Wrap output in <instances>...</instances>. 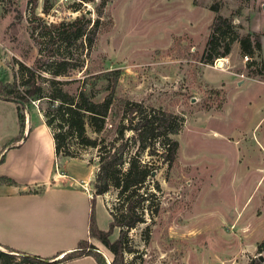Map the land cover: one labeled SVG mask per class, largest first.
I'll use <instances>...</instances> for the list:
<instances>
[{
    "label": "rangeland",
    "instance_id": "1",
    "mask_svg": "<svg viewBox=\"0 0 264 264\" xmlns=\"http://www.w3.org/2000/svg\"><path fill=\"white\" fill-rule=\"evenodd\" d=\"M70 1L57 0L43 13L42 0H0V82L12 80L17 61L34 62L39 46L32 25L96 17L98 0L77 11L69 9ZM213 3L238 38L258 35L259 49L247 59L233 41L226 56L202 62ZM101 15L105 25L91 45L74 46L82 65L68 72L79 79L69 90L88 76L85 91L99 101L117 71L106 120L110 130L101 134L111 135L124 100L182 117L172 135L178 143L175 159L155 173V211L128 230L124 264H247L262 255L256 244L264 236V0H106ZM37 105L20 110L19 128L13 103L0 100V147L15 146L0 172L39 188L68 186L87 197L94 225L105 230V208L114 192L93 194L94 151L55 157ZM59 205L67 207L63 200ZM117 235L113 228L109 239ZM84 240L94 248L82 252L98 250L111 260L96 239Z\"/></svg>",
    "mask_w": 264,
    "mask_h": 264
},
{
    "label": "trees",
    "instance_id": "2",
    "mask_svg": "<svg viewBox=\"0 0 264 264\" xmlns=\"http://www.w3.org/2000/svg\"><path fill=\"white\" fill-rule=\"evenodd\" d=\"M55 1L42 0V12L47 13ZM91 1L94 0H72L69 9L77 11L83 3ZM98 1L96 17L92 20L81 14L70 20L44 22L36 27L32 25L31 33L39 46L37 56L31 65L16 62L12 80L0 82V99L14 103L19 128L23 120L20 110L30 103L39 104L37 108L51 136L55 157L76 158L81 156L82 151H94L96 170L91 183L93 194L102 195L113 191L114 198L105 208L109 217L105 230L94 225L92 213H89L88 236L96 239L112 254L109 264H124L123 252L129 250L128 230L144 222L145 214L155 211V193L159 190L155 173L160 165L169 167L175 159L178 143L172 135L179 129L182 117L148 107L141 101L124 100L120 104L117 120L110 124L112 133L106 137L101 133L110 130L106 127V120L112 104L117 71L111 72V83L104 87L107 93L99 101H94L85 91L88 76H84L78 85L69 90V86L79 79L71 78L68 72L83 63L81 53L74 46L81 47L85 41L90 46L97 30L105 25L101 8L106 0ZM209 9L214 16L208 25L209 35L202 62L208 63L216 57L226 56L233 41H237L242 55L246 57L259 49L258 35L238 38L231 20L217 13L218 4L213 3ZM32 18L38 23L43 22L36 15L32 14ZM113 228L118 229V235L110 240ZM77 245V250L50 264L81 255L83 247L94 248L90 244L86 245L85 240L79 241ZM256 249L257 252L264 251V236L256 244ZM87 254L96 262L106 264L97 252L88 249ZM263 254L262 260L256 255L249 258L247 264H264ZM0 264L48 263L38 255L0 244Z\"/></svg>",
    "mask_w": 264,
    "mask_h": 264
},
{
    "label": "crops",
    "instance_id": "3",
    "mask_svg": "<svg viewBox=\"0 0 264 264\" xmlns=\"http://www.w3.org/2000/svg\"><path fill=\"white\" fill-rule=\"evenodd\" d=\"M9 139L11 141L13 138ZM21 141L20 138L18 142ZM13 145L9 144L5 148L3 144L0 147V153L6 149L2 154L0 167L14 151ZM49 145L51 148L50 139ZM16 178L12 173L0 172V244L38 255L50 264L77 250V243L89 238L88 216L91 207L87 197L70 191L68 186L62 189L39 188L36 187L37 184H31L32 182H18ZM61 200L67 204L66 208L59 205ZM57 264L100 263L87 252H83Z\"/></svg>",
    "mask_w": 264,
    "mask_h": 264
},
{
    "label": "built area",
    "instance_id": "4",
    "mask_svg": "<svg viewBox=\"0 0 264 264\" xmlns=\"http://www.w3.org/2000/svg\"><path fill=\"white\" fill-rule=\"evenodd\" d=\"M243 57H244V59H247V57H246L245 55H244ZM219 60H222V59H219ZM102 256H103V258H104V260H105V263H106V264H109V260L106 258V256L103 255V254H102Z\"/></svg>",
    "mask_w": 264,
    "mask_h": 264
},
{
    "label": "water",
    "instance_id": "5",
    "mask_svg": "<svg viewBox=\"0 0 264 264\" xmlns=\"http://www.w3.org/2000/svg\"><path fill=\"white\" fill-rule=\"evenodd\" d=\"M86 13H88V12H86ZM95 252L101 254L98 250H95ZM258 258H259L260 260H262V255L258 254Z\"/></svg>",
    "mask_w": 264,
    "mask_h": 264
}]
</instances>
